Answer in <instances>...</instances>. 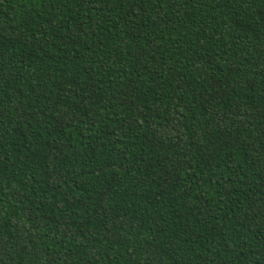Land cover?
Wrapping results in <instances>:
<instances>
[{
  "label": "trees",
  "instance_id": "16d2710c",
  "mask_svg": "<svg viewBox=\"0 0 264 264\" xmlns=\"http://www.w3.org/2000/svg\"><path fill=\"white\" fill-rule=\"evenodd\" d=\"M0 264H264V0H0Z\"/></svg>",
  "mask_w": 264,
  "mask_h": 264
}]
</instances>
